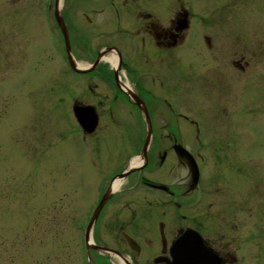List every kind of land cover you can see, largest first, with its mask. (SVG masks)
Returning a JSON list of instances; mask_svg holds the SVG:
<instances>
[{
    "label": "flooded vegetation",
    "instance_id": "flooded-vegetation-1",
    "mask_svg": "<svg viewBox=\"0 0 264 264\" xmlns=\"http://www.w3.org/2000/svg\"><path fill=\"white\" fill-rule=\"evenodd\" d=\"M83 1L90 8L88 5L85 8ZM247 1L226 0L217 7L216 20L212 22L198 19L194 0H66V4H62L63 0H54L51 4L55 11V39L63 43L67 66L75 79L76 75L81 76L79 79L84 81L81 85L93 97L73 95L72 115L84 138L105 139L107 154L114 146V151L122 154L121 163L114 170L110 169L114 155L105 160V165L101 163L94 169H100L96 177L102 191L96 195L99 200L83 224V240L85 251L89 248L96 264L93 253L99 245L93 237L96 226L91 224L93 215L103 199L106 201L101 214L119 197L120 189L113 190L114 180L123 177V184L130 178L134 182V174L135 184L143 186L131 188L137 195L118 203L116 211L118 239L122 244H104L99 246L102 250L117 259L123 257L126 264H197L198 260L194 261L193 257L205 264L240 263L226 233H219V221L224 219L216 222V201L208 202L202 164L207 160L203 149L209 146L206 147L203 123L181 107L188 101L206 104L210 117L216 121V133L208 139L210 145L216 139L220 158L227 154L235 158L250 154L251 148L236 147L235 143L243 138H249L251 145L252 140L255 145H264V37L253 36L251 28L241 24L229 21L227 25L224 13L229 5L232 8L238 2ZM68 9L72 12L71 18L67 16ZM100 13L104 16L98 23ZM62 20L68 25V45ZM81 22L82 38L75 33ZM107 22L115 28L100 30L99 26L104 23L106 28ZM211 28L213 32L208 31ZM102 36L108 40L95 42ZM68 50L80 70L71 65ZM86 55L90 63L83 68L78 62H85L77 56ZM197 59H201L199 64ZM205 60L212 66L202 70ZM122 103L135 108L144 126L145 130L142 128L137 138L129 129L107 133L106 126L100 130L105 112L111 124L120 131L126 129V122L118 120L114 109ZM108 104L111 106L107 111ZM92 120L96 123L93 129L89 124ZM160 123L163 126L158 128ZM188 124L194 125L196 131L190 132ZM192 138L199 146L196 151L185 142ZM183 149L196 161L197 180L188 157L181 153ZM137 156L142 157V163L130 166ZM94 170H89L90 179ZM222 173L219 178L230 174V180H236V185L241 181L242 173L237 170L230 168ZM235 193H239L238 187ZM244 193L242 188L240 196ZM88 231L90 237L86 240ZM232 233L237 236L235 230Z\"/></svg>",
    "mask_w": 264,
    "mask_h": 264
},
{
    "label": "rangeland",
    "instance_id": "rangeland-1",
    "mask_svg": "<svg viewBox=\"0 0 264 264\" xmlns=\"http://www.w3.org/2000/svg\"><path fill=\"white\" fill-rule=\"evenodd\" d=\"M225 1L194 0V11L199 20L212 22L216 20L217 7ZM83 2L86 8L87 2ZM51 4L54 0H0V264H88L83 224L89 220L99 200L96 195L102 191L96 177L100 169H94L101 163L105 165V160L113 155L111 170L122 160V154L114 151L116 146L107 154L108 147L104 145L107 140L95 136L84 138L72 115L73 95L93 97L81 85L84 83L79 79L81 76L76 75L75 79L67 66L63 43L55 39V11ZM71 13L68 9L69 18ZM224 13L227 25L229 21L241 24L251 28L253 36L264 37V0L238 2L232 8L229 5ZM98 16L101 23L104 13ZM103 24L100 30L115 28L110 22L106 28ZM83 29L81 22L75 31L78 37H84ZM212 29L208 31L213 32ZM106 39L98 37L95 42ZM87 57L77 56L88 64ZM197 60L199 64L201 59ZM211 66L205 60L202 70ZM200 103L188 101L181 109L185 108L203 123L206 147H209L203 149L207 160L202 168L208 202L216 201V222L224 219L219 221V233H226L239 264H264V145H255V140L251 145L249 138H243L235 143L236 147L251 148L250 154L235 158L226 153L220 158L216 139L211 145L208 139L216 133V121L210 117L206 104ZM110 106L107 105V111ZM114 109L118 120L126 122V129L120 131L111 124L105 112L100 130L106 126L107 133L129 129L137 138L144 126L135 108L122 103ZM158 125V128L163 126ZM188 126L190 132L196 131L194 125ZM185 142L194 151L199 149L193 138ZM102 167L104 170L105 166ZM230 168L242 173L237 185L236 180H230V174L219 178V174ZM90 169L94 170L92 179ZM130 179L120 188L119 197L110 203L107 212L98 213L93 221L96 224L93 237L99 246L122 244L118 239V203L137 195L131 188L143 186L135 184V174L134 182ZM235 187L239 188L237 194ZM242 188H245L244 197L240 196ZM99 246L93 253L97 264H121L117 256ZM127 252L133 253L130 249Z\"/></svg>",
    "mask_w": 264,
    "mask_h": 264
},
{
    "label": "water",
    "instance_id": "water-1",
    "mask_svg": "<svg viewBox=\"0 0 264 264\" xmlns=\"http://www.w3.org/2000/svg\"><path fill=\"white\" fill-rule=\"evenodd\" d=\"M61 21V20H60ZM61 27H62V30H63V33H64V36L66 37V41H67V45H68V31H67V28H66V26L64 25V22H63V20H62V22H61ZM70 62H71V65L75 68V69H77V70H80L79 69V67H77L76 68V65H75V62H74V60L72 59V57H71V54H70ZM93 122H90L89 124H90V127H91V129H93V127L95 126V121L94 120H92ZM149 142V141H148ZM147 142V143H148ZM147 146V145H146ZM145 153H146V148H145ZM181 153L183 154V155H185L186 157H188V159H189V164H190V167H191V170H192V172H193V174H194V176L196 177V178H198V174H199V171H198V166H197V164H196V161H195V159H194V157H192V155L186 150V149H183V150H181ZM105 201H106V199H103L102 201H101V203L99 204V206H98V208H97V210H96V212H95V215H94V218L98 215V213L100 212V210H101V208H102V206L104 205V203H105ZM178 244H181V241L178 243ZM190 251L193 253L194 251H192L191 249H190ZM196 251V250H195ZM179 252V251H178ZM193 256H194V254H193ZM193 260L194 261H197L198 260V263L197 264H205V263H200L199 262V259H194V257H193Z\"/></svg>",
    "mask_w": 264,
    "mask_h": 264
},
{
    "label": "bare ground",
    "instance_id": "bare-ground-1",
    "mask_svg": "<svg viewBox=\"0 0 264 264\" xmlns=\"http://www.w3.org/2000/svg\"><path fill=\"white\" fill-rule=\"evenodd\" d=\"M110 59L113 60L114 62H116V58L111 57ZM78 65L81 66V67H83V68H86V66H87V64L86 63H83V62H78ZM142 161H143L142 160V157L141 156H137V157H135L132 160L130 166L139 165L140 163H142ZM123 182H124L123 177L116 178L114 180V182H113V190L120 189L122 187V185H123ZM119 259L122 262V264H126V263H124L126 261H125V259L123 257H119Z\"/></svg>",
    "mask_w": 264,
    "mask_h": 264
}]
</instances>
